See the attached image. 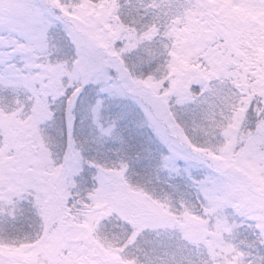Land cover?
Segmentation results:
<instances>
[{
  "label": "snow or ice",
  "instance_id": "1",
  "mask_svg": "<svg viewBox=\"0 0 264 264\" xmlns=\"http://www.w3.org/2000/svg\"><path fill=\"white\" fill-rule=\"evenodd\" d=\"M0 264H264V0H0Z\"/></svg>",
  "mask_w": 264,
  "mask_h": 264
}]
</instances>
